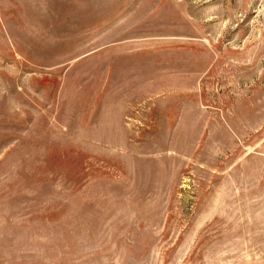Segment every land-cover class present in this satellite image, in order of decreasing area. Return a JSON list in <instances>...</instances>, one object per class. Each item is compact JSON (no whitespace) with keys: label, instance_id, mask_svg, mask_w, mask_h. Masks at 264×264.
<instances>
[{"label":"rangeland","instance_id":"374dc122","mask_svg":"<svg viewBox=\"0 0 264 264\" xmlns=\"http://www.w3.org/2000/svg\"><path fill=\"white\" fill-rule=\"evenodd\" d=\"M0 264H264V0H0Z\"/></svg>","mask_w":264,"mask_h":264},{"label":"crops","instance_id":"0c3cea01","mask_svg":"<svg viewBox=\"0 0 264 264\" xmlns=\"http://www.w3.org/2000/svg\"><path fill=\"white\" fill-rule=\"evenodd\" d=\"M105 3L107 4L108 2L104 1V4ZM128 11H131L132 13H135V14L139 12V10H127V12ZM169 59L170 60L164 61L166 65L164 64V66L162 65L160 67L162 68V70L163 68H165L166 76L160 77L157 72V69L159 67V62H158L157 57H153L152 59L146 60L148 61V63H145V65L142 64L141 59L128 60V62L133 61L134 63H136V65L134 64L133 66H125V68H130V69L133 68L135 72L139 71L141 73V77L144 76V78H148V83H149L148 91L152 89L151 86H153L154 88L158 84L159 79L160 81H162L163 78H166L165 80L166 86L162 88L163 90H161V92H165L171 96L178 95V94L184 95V94H190V93L197 94L199 91L198 88L196 89V87H193L191 91H189L188 89L193 86L196 80L200 79L202 75L205 74L206 70H204V67H205L204 57H201V55L192 54V55H183L181 59H174V57H171V58L169 57ZM200 62H201V65L197 64L196 67L194 66L196 64H193V63H200ZM160 63H163V62H160ZM126 71H129V70L126 69ZM151 91L149 92L151 93ZM179 100L181 101V107H179L181 111L178 115L180 118L179 125L181 126V129H179L175 133V136L173 137V145H176V147H179V145H181V151L175 150L176 156L185 158V159L188 158L187 159L188 161H190V158H194L197 154L199 158L206 157L208 156L207 153L209 151L203 150L199 152L197 150L192 155H190L192 150L189 153L187 151L188 147L189 146L192 147L194 143H197V142L201 143L202 141H205V138L203 137V133H202L203 130H201L198 125L200 123L201 109L198 107V105L194 104L196 102H193V101L190 102L188 99H184V98H180ZM245 117L248 118V115L246 114ZM224 121H225V128L226 126L231 125L229 120L225 119ZM166 123L167 125H176L178 122L177 120H174L172 122L168 121ZM227 123L230 125H228ZM222 133L224 134V131H222ZM210 136L211 134L209 135V137ZM218 137H220L218 140L219 142H221L220 140L221 138L224 140H228V141H232V140L235 141L231 132L230 133L225 132L223 136H220V134H218ZM218 137H217V133H214V139L217 140ZM221 150H216V152H213V151L212 152L215 155H221L224 152ZM203 153H205V155H203Z\"/></svg>","mask_w":264,"mask_h":264}]
</instances>
